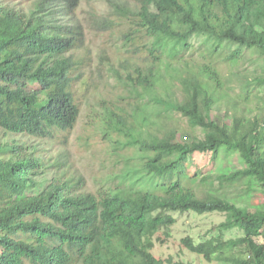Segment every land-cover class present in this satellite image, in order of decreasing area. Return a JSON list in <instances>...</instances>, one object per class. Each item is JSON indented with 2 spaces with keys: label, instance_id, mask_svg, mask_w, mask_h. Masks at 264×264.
<instances>
[{
  "label": "trees",
  "instance_id": "obj_1",
  "mask_svg": "<svg viewBox=\"0 0 264 264\" xmlns=\"http://www.w3.org/2000/svg\"><path fill=\"white\" fill-rule=\"evenodd\" d=\"M102 1L87 16L112 44L86 73L83 0H0V264H193L154 253L170 211L226 213L219 228L243 230L187 236L192 254L264 264V199L249 203L264 196V96L235 71L248 50L264 56V0ZM84 97L94 115L80 144L101 145L114 165L106 190L57 152ZM172 111L203 135L178 139ZM198 153L215 168L195 171ZM234 153L237 170L223 164ZM240 184L245 194L230 196Z\"/></svg>",
  "mask_w": 264,
  "mask_h": 264
},
{
  "label": "rangeland",
  "instance_id": "obj_2",
  "mask_svg": "<svg viewBox=\"0 0 264 264\" xmlns=\"http://www.w3.org/2000/svg\"><path fill=\"white\" fill-rule=\"evenodd\" d=\"M7 2H14V0H7ZM82 6L83 8L79 9L77 13L85 22L86 43L84 48L80 47L76 51L77 53L80 51L84 54L85 59L90 64L89 67H85L84 72L90 73V70L96 67L98 64L102 47L106 45V42H109L107 44H112V42L108 40L105 33L96 32L87 16L88 11L91 10L93 13L96 7L106 9L107 3L102 0H83ZM235 71L240 74L243 83L247 80H250V85L253 90L257 91L261 96H264V85L260 86L252 82V80L257 76L264 75L263 55L260 56L259 54H254L252 51L248 50L246 59L236 67ZM31 87L36 86L31 85ZM81 94H84L83 90L81 91ZM83 100L85 113L81 116L77 128L69 135L70 143L68 146L65 148L59 144L57 147V152L66 149V152L71 153L70 156L67 157L68 159H65V161L69 163L67 170L76 172V175L82 172L88 181L87 187L100 189L103 188V190H106L104 188L107 187L109 183L104 181V187H102L100 180L108 174L109 169L114 165H108L110 164V162L107 161L109 158H106L105 150L101 145H95L94 143L90 142L86 148H83L80 144L79 138L80 136H83V134H86V125L89 121H91V119L87 116L93 117L94 115V113L89 109L87 110L86 107L87 103L93 102V97H90V101H88L87 97H84ZM172 115L173 122L182 128L181 133L177 135L178 139H181L184 136L191 137L193 134L200 136L203 135L201 129H192L187 121V118L181 116L179 112L172 111ZM19 139L24 138L22 137ZM47 158H51V156H47ZM194 160L200 168L197 169L196 166L193 167V169L197 172L206 173L207 171L215 168V164L211 161L209 155L198 153L194 156ZM102 163H106V165H103ZM223 164L224 166L228 165L232 170H237L244 167L245 165L237 153H234L232 159L230 160H226L224 158ZM51 177L52 173H50V178ZM227 192L232 197H239L240 195L245 194V186L240 184L238 187H228ZM262 199H264V196L260 192L256 191L254 192V195L249 203L251 205H256L262 203ZM240 204L245 205L244 203ZM169 213L176 218V223L170 228H163V230L159 233L160 238L156 239V246L154 248V253L157 256L163 257L165 259L173 257L175 260L182 259L186 262L190 261L193 264H232L231 262L224 260H216L213 262L207 261L202 256L192 254L181 243L183 238L187 236L194 238L196 243L216 237L228 240L236 239L242 236L244 233L240 228H219V225L227 218L226 213L208 212L200 214L195 211H170ZM165 232H169L170 235L167 236Z\"/></svg>",
  "mask_w": 264,
  "mask_h": 264
},
{
  "label": "clouds",
  "instance_id": "obj_3",
  "mask_svg": "<svg viewBox=\"0 0 264 264\" xmlns=\"http://www.w3.org/2000/svg\"><path fill=\"white\" fill-rule=\"evenodd\" d=\"M3 1V0H2ZM12 1V0H11ZM4 2H7V0H5ZM14 2H15V0H14ZM14 2H9V3H14Z\"/></svg>",
  "mask_w": 264,
  "mask_h": 264
}]
</instances>
